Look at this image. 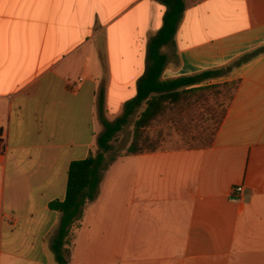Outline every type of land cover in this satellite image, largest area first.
Wrapping results in <instances>:
<instances>
[{"label":"crops","instance_id":"obj_1","mask_svg":"<svg viewBox=\"0 0 264 264\" xmlns=\"http://www.w3.org/2000/svg\"><path fill=\"white\" fill-rule=\"evenodd\" d=\"M162 80L244 62L209 146L119 157L69 264H264V0H185ZM161 0H0V264H56L71 163L99 150L163 26ZM212 92V91H209ZM243 186L241 195L234 192Z\"/></svg>","mask_w":264,"mask_h":264},{"label":"trees","instance_id":"obj_2","mask_svg":"<svg viewBox=\"0 0 264 264\" xmlns=\"http://www.w3.org/2000/svg\"><path fill=\"white\" fill-rule=\"evenodd\" d=\"M161 1L167 6V11L162 28L150 41L148 69L138 82L136 96L125 103L123 112L119 117L109 122L103 117V88L101 89L100 105L104 131L98 140L99 150L90 153L85 159L71 163L65 198L54 200L49 204L52 210L61 214L58 232L52 242L56 264H69L74 229L80 225L86 205L98 198L104 172L119 157L159 150L160 148L149 135V131L169 110H183L191 107L193 105L191 100L194 98L195 101L203 100L205 92L218 91L217 93L220 94L222 90H225L227 93L226 105L217 119L211 138L206 144L209 146L223 121L227 105L237 88L238 83L232 81L187 89L207 80L229 75L234 68L244 62L243 58H238L225 67L162 80L167 56L161 52V49L173 41L186 4L185 0ZM263 52V48L258 49L252 55L256 56ZM134 116L136 119L133 124L132 141L124 155L117 154L114 142L117 140L118 134L123 131Z\"/></svg>","mask_w":264,"mask_h":264},{"label":"rangeland","instance_id":"obj_3","mask_svg":"<svg viewBox=\"0 0 264 264\" xmlns=\"http://www.w3.org/2000/svg\"><path fill=\"white\" fill-rule=\"evenodd\" d=\"M217 92H205L203 100L192 99L191 107L169 110L149 131L157 146L160 149L206 146L226 105V91ZM135 119L136 116L118 134L114 142L117 154L124 155L130 145Z\"/></svg>","mask_w":264,"mask_h":264},{"label":"built area","instance_id":"obj_4","mask_svg":"<svg viewBox=\"0 0 264 264\" xmlns=\"http://www.w3.org/2000/svg\"><path fill=\"white\" fill-rule=\"evenodd\" d=\"M234 192H235L236 194L241 195L242 192H243V186H238V187H236L235 190H234Z\"/></svg>","mask_w":264,"mask_h":264}]
</instances>
